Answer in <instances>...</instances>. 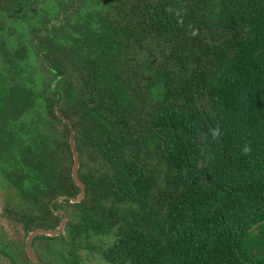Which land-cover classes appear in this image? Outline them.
Here are the masks:
<instances>
[{
  "label": "trees",
  "instance_id": "trees-1",
  "mask_svg": "<svg viewBox=\"0 0 264 264\" xmlns=\"http://www.w3.org/2000/svg\"><path fill=\"white\" fill-rule=\"evenodd\" d=\"M0 12L16 20L0 21L3 211L29 232L67 216L64 234L32 240L53 242L42 264H85L96 244L107 264H264V0H0ZM4 236L8 264H32Z\"/></svg>",
  "mask_w": 264,
  "mask_h": 264
},
{
  "label": "rangeland",
  "instance_id": "rangeland-1",
  "mask_svg": "<svg viewBox=\"0 0 264 264\" xmlns=\"http://www.w3.org/2000/svg\"><path fill=\"white\" fill-rule=\"evenodd\" d=\"M52 10H53V4L51 2H48L45 5H42L34 13L35 16L33 17V21H38L42 18L44 19L48 18V15L51 14ZM0 21L2 24L4 23L6 25L13 26L12 21H16V20H13V18L11 17L9 13L0 12ZM29 25L31 24H28L27 21L21 20L17 24L16 34L20 35L25 41V43L27 44L29 48L28 54H29L31 63H34L38 67H40L41 65L40 57L34 47V44L31 42V39H30ZM3 189H4V183L1 181V177H0V192H1L0 193V234L1 232H5L6 236H4V238H6L7 240L16 239L18 241L25 243L27 240V235L29 234V231L28 230L25 231L20 225L16 223L15 219H10L4 214V211H3L4 202H3V197H2ZM2 243L4 244L5 242H3L2 238H0V244ZM50 243L53 244L52 241L45 240L44 238H39L35 241V246H33L34 247L33 251L39 257V253H41L42 247L47 244L50 245ZM98 247H99V244H96L94 249L87 251L85 261H84L85 264H107L106 262L103 261L102 259L103 256L99 252V249H97ZM8 262H9V259L0 251V264H8ZM39 262L40 264H42L40 257H39Z\"/></svg>",
  "mask_w": 264,
  "mask_h": 264
},
{
  "label": "water",
  "instance_id": "water-1",
  "mask_svg": "<svg viewBox=\"0 0 264 264\" xmlns=\"http://www.w3.org/2000/svg\"><path fill=\"white\" fill-rule=\"evenodd\" d=\"M58 114L64 121H66L68 123L69 128H70V146H71V150L73 153L72 177H73L75 184L80 189V193L78 194V196L76 198H68V199L71 203H78L83 199L85 192H86L85 185L82 182V180L79 178V174H78V169H79V165H80L79 153L76 149V145H75V141H74V131H73L72 124L62 114H60V113H58ZM64 199H65V197H60V198H57V201H62ZM66 223H67V216L64 215L62 222L60 223V225L55 230L37 228V229L29 232V234L27 235L25 250H26L28 257L32 261V264H39V258L36 255V253L32 250V240L38 235H45V236H50V237L58 236L62 232H64V228H65Z\"/></svg>",
  "mask_w": 264,
  "mask_h": 264
},
{
  "label": "flooded vegetation",
  "instance_id": "flooded-vegetation-1",
  "mask_svg": "<svg viewBox=\"0 0 264 264\" xmlns=\"http://www.w3.org/2000/svg\"><path fill=\"white\" fill-rule=\"evenodd\" d=\"M57 213H62V212H58V211H57ZM63 216H64V214H63ZM25 247H26V242H25ZM32 250H33V248H32ZM36 255H37V254H36ZM37 256H38V255H37ZM38 258H39V257H38ZM28 264H29V263H28Z\"/></svg>",
  "mask_w": 264,
  "mask_h": 264
}]
</instances>
